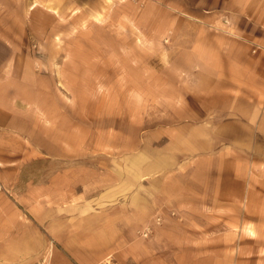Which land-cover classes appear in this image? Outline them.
Here are the masks:
<instances>
[{"label":"rangeland","instance_id":"1","mask_svg":"<svg viewBox=\"0 0 264 264\" xmlns=\"http://www.w3.org/2000/svg\"><path fill=\"white\" fill-rule=\"evenodd\" d=\"M249 56L264 0H0V224L64 228L0 235V264H264ZM177 179L205 207L156 194Z\"/></svg>","mask_w":264,"mask_h":264},{"label":"crops","instance_id":"2","mask_svg":"<svg viewBox=\"0 0 264 264\" xmlns=\"http://www.w3.org/2000/svg\"><path fill=\"white\" fill-rule=\"evenodd\" d=\"M245 60L246 61L244 63L241 62L242 71L245 74L242 80L240 81L242 83V86L251 89V91L242 90L243 92L242 96L248 101V103H250L249 101L252 99L249 95L254 96L255 93L264 95V71L257 70L254 67L255 59H253L251 56H249L248 59L245 58ZM236 63L238 65L239 62L235 61V64ZM258 80H259V84H258L259 86L257 87ZM216 83L218 84V81H216ZM214 88L217 89L216 84ZM246 107L248 108L250 112L251 111L260 112V114L254 115V119L250 121H254L256 125L258 126V128H261V129L264 128V109L260 111L261 109L259 108L255 109L254 107L252 108L251 105L250 107L249 105H247ZM179 182H180V179L175 180L174 183L173 181L169 182V184L166 183L161 190L159 189L157 191L156 194L160 195L161 198L165 199L166 203H169L174 208L183 209V208H191V207L193 208L205 207L204 200L199 199V198L203 199V196H199L198 198L195 194L196 193L195 190L191 192L189 190L182 189L181 187L182 185ZM198 193H200V191H198L197 194ZM223 193L226 194V192H223ZM146 207L148 206L140 205L137 208L138 219H139L138 222L145 221L146 216H147ZM12 214L13 216L10 217L11 220L10 219L5 220L0 224V229L2 231L0 235H60L61 229L62 230L64 229V228H61V225L58 223L59 230H58V233H55L54 230L51 229L52 223L48 219L46 221H43L42 228L44 232H41L40 230H37L35 228L36 221L34 219H33L32 225L31 224L29 225V223H22L21 221H19L20 219L17 214V211L14 210ZM126 219L128 223H131L133 218L130 217L129 215H126ZM170 235H195V234H192L186 231H178L176 233L172 232ZM208 263H209L208 258L206 260L204 258L203 261L196 262V264H208Z\"/></svg>","mask_w":264,"mask_h":264},{"label":"built area","instance_id":"3","mask_svg":"<svg viewBox=\"0 0 264 264\" xmlns=\"http://www.w3.org/2000/svg\"><path fill=\"white\" fill-rule=\"evenodd\" d=\"M260 49V47L259 46H256L254 49H253V52H256L257 51V49ZM157 222H159V220H157ZM148 229H146V232L144 233V236H147L148 235Z\"/></svg>","mask_w":264,"mask_h":264}]
</instances>
